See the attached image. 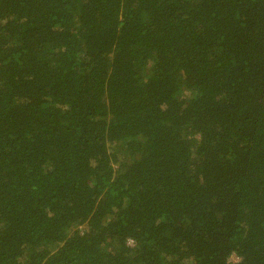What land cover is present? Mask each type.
<instances>
[{
    "label": "trees",
    "instance_id": "16d2710c",
    "mask_svg": "<svg viewBox=\"0 0 264 264\" xmlns=\"http://www.w3.org/2000/svg\"><path fill=\"white\" fill-rule=\"evenodd\" d=\"M0 264H264V0H0Z\"/></svg>",
    "mask_w": 264,
    "mask_h": 264
},
{
    "label": "rangeland",
    "instance_id": "374dc122",
    "mask_svg": "<svg viewBox=\"0 0 264 264\" xmlns=\"http://www.w3.org/2000/svg\"><path fill=\"white\" fill-rule=\"evenodd\" d=\"M236 259H237L236 256H232V257H231V260H232V261H235Z\"/></svg>",
    "mask_w": 264,
    "mask_h": 264
},
{
    "label": "built area",
    "instance_id": "2783aa9c",
    "mask_svg": "<svg viewBox=\"0 0 264 264\" xmlns=\"http://www.w3.org/2000/svg\"><path fill=\"white\" fill-rule=\"evenodd\" d=\"M127 244H130V245H131V244H132V241L128 240ZM236 260H237V259H236Z\"/></svg>",
    "mask_w": 264,
    "mask_h": 264
},
{
    "label": "clouds",
    "instance_id": "9594fccd",
    "mask_svg": "<svg viewBox=\"0 0 264 264\" xmlns=\"http://www.w3.org/2000/svg\"><path fill=\"white\" fill-rule=\"evenodd\" d=\"M237 258V257H236Z\"/></svg>",
    "mask_w": 264,
    "mask_h": 264
}]
</instances>
